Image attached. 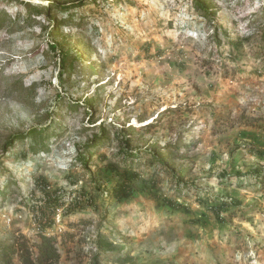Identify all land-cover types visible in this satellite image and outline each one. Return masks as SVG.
<instances>
[{
    "label": "rangeland",
    "instance_id": "rangeland-1",
    "mask_svg": "<svg viewBox=\"0 0 264 264\" xmlns=\"http://www.w3.org/2000/svg\"><path fill=\"white\" fill-rule=\"evenodd\" d=\"M207 1L0 0V241L53 237L58 264H264V0ZM49 127L44 152L4 156Z\"/></svg>",
    "mask_w": 264,
    "mask_h": 264
},
{
    "label": "trees",
    "instance_id": "trees-1",
    "mask_svg": "<svg viewBox=\"0 0 264 264\" xmlns=\"http://www.w3.org/2000/svg\"><path fill=\"white\" fill-rule=\"evenodd\" d=\"M192 2L197 12L203 14V16L211 15V8L207 0H192ZM76 7L77 6H74V8ZM56 23L57 25L61 24V22ZM52 48L54 47L52 46ZM66 58L67 55H64L62 57V66H64V64L66 63ZM88 107L91 108L90 104H87V108ZM49 129L50 127L48 129H36L30 131L26 136H20L16 139H13L12 143H7V147L3 149V153H5L4 156H6L10 152V150L13 148V145L16 144L17 141H23L28 138H31L33 141L31 142L29 152L33 154L44 152L46 146L44 145L45 141L49 139ZM101 133H103V136L99 138L100 142L98 144L102 145L104 143H107V141L104 140H106L105 137H107L108 134L107 129L104 126L101 127ZM121 140L123 141H121L122 147H120V152L124 156H128L130 161L132 162V158L135 155L133 154V151L129 149L130 145L128 139L122 138ZM92 148V145H86L84 147V150H86V152H90ZM87 154L88 153H85V155ZM87 158V156L80 155L77 159L83 164H86ZM154 159L161 166H168V162L166 161V159H163L161 157H154ZM8 186L10 188V185H7V187ZM5 192L6 191L0 190V195L4 197ZM116 195L120 197V199H127V188L120 187ZM59 236L62 238L63 235L59 234ZM55 240V238L46 236L41 233L39 235V242L30 244L26 237L14 233L7 241H0V264H58L61 255L58 248L56 247ZM63 242H66V239H63ZM63 242L60 241V243ZM95 248L97 252L109 251L110 248H112V245L107 242V239L105 237H100L97 245H95ZM97 255L98 253H95L96 257Z\"/></svg>",
    "mask_w": 264,
    "mask_h": 264
}]
</instances>
